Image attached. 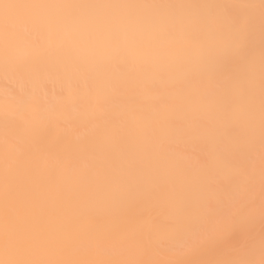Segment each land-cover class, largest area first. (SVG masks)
<instances>
[{
	"label": "bare ground",
	"instance_id": "6f19581e",
	"mask_svg": "<svg viewBox=\"0 0 264 264\" xmlns=\"http://www.w3.org/2000/svg\"><path fill=\"white\" fill-rule=\"evenodd\" d=\"M0 64L9 50L30 71L0 72V240L6 137L19 144L11 167L27 193L32 243L4 261L20 264H216L259 261L264 219L261 56L264 0H0ZM35 5L52 6L48 8ZM242 40L254 84L233 83L227 100L185 102L173 85L191 66L209 89L241 68L202 61L200 38ZM80 90L68 97L67 83ZM146 85L155 88V96ZM35 96L38 103L25 105ZM51 103L68 109L51 112ZM226 107L234 111L225 115ZM11 121L13 126L5 127ZM207 126L210 136L191 134ZM215 168L222 175H213ZM230 173H235L231 178ZM142 176L150 191L132 202L98 191ZM219 192L213 213L246 215L211 239L204 213L171 226L172 199Z\"/></svg>",
	"mask_w": 264,
	"mask_h": 264
},
{
	"label": "snow or ice",
	"instance_id": "6c2138e0",
	"mask_svg": "<svg viewBox=\"0 0 264 264\" xmlns=\"http://www.w3.org/2000/svg\"><path fill=\"white\" fill-rule=\"evenodd\" d=\"M13 4L0 3V8L8 11ZM32 7L48 8L52 6L35 5ZM200 49L202 53V61L208 62L213 57L228 56L235 58L241 71L239 75H235L227 82L221 84L217 88L209 89L208 85L202 79V74L191 66L183 69L184 76L182 79L174 82V87L183 95L181 99L185 102L193 100L195 95L199 94L200 99L207 100L209 103H215L218 99L226 101L230 95V87L233 83H244L249 88L254 84V62L249 61L242 51V40L238 34H233L231 39L225 43L220 38L212 35H202L200 38ZM26 66L16 63V52L10 49L8 56L3 64H0V72H17L30 71ZM68 97H73L80 90L78 80H69L67 83ZM149 93L155 96V88L152 85H146ZM261 89H262V107H264V54L261 56ZM25 105H33L38 103L37 97L29 96L23 101ZM68 106L51 103L48 110L51 112L67 110ZM234 110L226 107L225 115L231 116ZM0 112L5 115L10 113L8 107H0ZM13 126L11 121L5 122L6 128ZM193 135L210 136L211 130L207 126L195 127L190 130ZM7 151L5 153V173L3 177L2 196V234L0 240V255H13L22 248L30 246L33 242L27 225L26 207L27 193L23 187L22 177L17 175L11 167L10 161L13 154L16 153L19 142L12 137H6L5 140ZM213 175H222L215 168L211 170ZM231 178H235V173L229 174ZM261 184L264 191V155L261 157ZM150 191L148 182L140 175H131L124 181H113L106 187L98 191V195L105 198L120 200L124 202H132L141 198H145ZM224 200V195L219 192H213L206 197V205L202 207L200 202L183 199H172L167 203V211L165 222L171 226H178L180 223L189 221L195 215L204 213L205 223L207 225L201 239L207 240L214 236L225 233L231 225H235L242 220L251 219L254 211L250 210L246 215L239 213L227 212L221 217L213 215L217 205ZM260 214L264 219V200L261 202ZM261 258L257 262L255 260H232L218 261L216 264H264V235L260 241ZM0 264H20L17 261H4L0 259Z\"/></svg>",
	"mask_w": 264,
	"mask_h": 264
}]
</instances>
